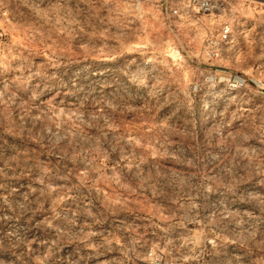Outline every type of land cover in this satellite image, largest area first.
Listing matches in <instances>:
<instances>
[{
    "label": "rangeland",
    "instance_id": "rangeland-1",
    "mask_svg": "<svg viewBox=\"0 0 264 264\" xmlns=\"http://www.w3.org/2000/svg\"><path fill=\"white\" fill-rule=\"evenodd\" d=\"M148 260L264 264V0H0V264Z\"/></svg>",
    "mask_w": 264,
    "mask_h": 264
},
{
    "label": "built area",
    "instance_id": "built-area-1",
    "mask_svg": "<svg viewBox=\"0 0 264 264\" xmlns=\"http://www.w3.org/2000/svg\"><path fill=\"white\" fill-rule=\"evenodd\" d=\"M204 2H200V5H203ZM230 33H231V28L229 25H223L220 32H219V39L220 41L222 42H225L228 40L229 36H230ZM154 262H156V260H154ZM153 260H148V261H145L143 262L142 264H153L154 263Z\"/></svg>",
    "mask_w": 264,
    "mask_h": 264
}]
</instances>
